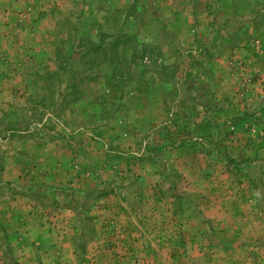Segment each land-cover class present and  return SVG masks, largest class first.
Segmentation results:
<instances>
[{
	"label": "rangeland",
	"instance_id": "rangeland-1",
	"mask_svg": "<svg viewBox=\"0 0 264 264\" xmlns=\"http://www.w3.org/2000/svg\"><path fill=\"white\" fill-rule=\"evenodd\" d=\"M0 264H264V0H0Z\"/></svg>",
	"mask_w": 264,
	"mask_h": 264
}]
</instances>
